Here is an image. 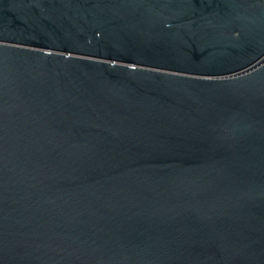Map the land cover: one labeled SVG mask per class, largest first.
I'll return each mask as SVG.
<instances>
[{
    "label": "water",
    "instance_id": "95a60500",
    "mask_svg": "<svg viewBox=\"0 0 264 264\" xmlns=\"http://www.w3.org/2000/svg\"><path fill=\"white\" fill-rule=\"evenodd\" d=\"M0 264H264V0H0Z\"/></svg>",
    "mask_w": 264,
    "mask_h": 264
}]
</instances>
